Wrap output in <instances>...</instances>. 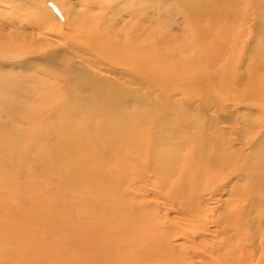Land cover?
Wrapping results in <instances>:
<instances>
[{
    "label": "bare ground",
    "instance_id": "1",
    "mask_svg": "<svg viewBox=\"0 0 264 264\" xmlns=\"http://www.w3.org/2000/svg\"><path fill=\"white\" fill-rule=\"evenodd\" d=\"M218 1L0 0V195L34 226L0 264H52L59 198L79 264H264V0Z\"/></svg>",
    "mask_w": 264,
    "mask_h": 264
},
{
    "label": "rangeland",
    "instance_id": "2",
    "mask_svg": "<svg viewBox=\"0 0 264 264\" xmlns=\"http://www.w3.org/2000/svg\"><path fill=\"white\" fill-rule=\"evenodd\" d=\"M208 2H211L213 3V5H221V4H225L224 1L222 2H219L218 0H208ZM216 3V4H215ZM129 5H127V8L128 9H131V5H133L132 3H128ZM123 5V6H125ZM222 6V5H221ZM241 6V5H240ZM126 8V7H125ZM96 12L97 11H103L101 8L99 9V7L96 8L95 10ZM107 15L110 14L109 11H106ZM124 13V12H123ZM125 14V13H124ZM111 15V14H110ZM120 16H118L117 18V23H122L119 24L118 26H122L123 24L127 23L129 18L127 19V17H122V19L119 18ZM132 19V18H131ZM116 20V19H115ZM125 22V23H124ZM137 24V20L134 18L132 19V28L134 25ZM147 25L149 26V22H147ZM165 27H168V26H165ZM0 34H5L3 32L0 31ZM169 41V35L168 34H165V42ZM24 79H29V77H25L22 79V81ZM26 84H27V81H26ZM17 119L18 118H15V117H12L11 115H9L8 119L7 118H2V120H8V122L13 125L12 128H17L19 129L20 127V124L17 122ZM13 120V122H12ZM15 121V122H14ZM15 123V124H14ZM17 123V125H16ZM15 126V127H14ZM24 126V125H23ZM11 147H13L12 145H7V146H0V164L5 160L7 161H11V159L9 158V150H11ZM14 148V147H13ZM4 158V159H3ZM14 158L12 159L11 163H14ZM16 165H19L18 162H16ZM1 167V165H0ZM0 171H2V169L0 168ZM22 180H27L25 177L22 179ZM28 184H31V183H28ZM1 186V185H0ZM7 185L2 186L0 187V194L1 192H5V191H9V190H12L13 189L11 188L10 186H7ZM136 187H138V189L141 191V189L139 188V186L137 185ZM6 188V189H5ZM15 190H16V187L14 186ZM11 192V191H10ZM11 193H15L14 191L11 192ZM29 193L31 194V192L29 191ZM16 194V193H15ZM6 196V195H4ZM3 194L2 196L0 195V223L2 222V224H6L5 227L9 229L10 231V235L12 237L13 234H15V238L16 240H14L13 238L10 239V242L13 243L15 241H17L19 238H20V241L23 243V244H32L33 241H31V243H29V240L32 238H30L31 235H29L31 232L29 231L30 229L34 228V226H30L31 223L28 222L29 218H31L33 220V215L32 213L28 212L27 209L26 210H23L20 206H19V203L15 200H13L10 195H9V198L7 197H4ZM39 196H42L41 193L39 194ZM43 197V200L44 202H46V196H42ZM71 197L68 198V200H70ZM6 200H9L8 203H6L7 201ZM64 199L63 198H59L57 199L55 202L56 204L52 207H50L52 210H54V213L57 215V227L54 229V238L55 240L58 242L57 245H53L52 243L49 245L48 244V241L46 240V237L45 236V232L47 229H40V227L38 226H35V229L37 231V233H39L40 236H42L41 238H43V240H40V238L38 239V241H36L38 243V245L40 246H48L49 248H53L52 251H51V255H52V258H51V262L52 264H79V262L77 261V259L75 258L72 259V261H70L69 259H66L62 252L64 251L62 246L63 244H66V242L64 240H67L69 238H78L79 234H80V228L82 229V226L83 224L85 223V220L86 218L84 217V215L87 213L86 209H82V208H77V207H74V205L72 204H66L64 203ZM9 206H13V208L11 209H8V207L6 205ZM14 204V205H13ZM52 205V204H51ZM16 206V207H15ZM72 207V208H71ZM62 208V209H61ZM14 209L16 210L17 213L14 212ZM5 210V211H4ZM41 210H43L45 213L49 212V209L48 207L46 208H42ZM79 210V211H77ZM51 211V210H50ZM14 212V213H13ZM19 213V214H18ZM9 216H8V215ZM11 214V215H10ZM59 214V215H58ZM69 215V216H68ZM8 216V217H7ZM12 218H11V217ZM29 216V218H28ZM65 216H66V219H65ZM87 217V215H86ZM9 218V219H8ZM28 218V220H27ZM61 218V219H60ZM69 218V219H68ZM7 219V220H6ZM18 220L15 222V220ZM60 219V220H59ZM65 219V222L63 223V220ZM4 222H3V221ZM25 220V221H23ZM72 220V221H71ZM6 221V222H5ZM80 221V222H79ZM21 224H19V223ZM28 222V223H27ZM9 223V224H8ZM63 223V224H62ZM23 224V226H22ZM24 224H26V226L24 227ZM17 225H20L22 226L20 229H18L19 227ZM16 230V231H15ZM69 230V231H68ZM15 231V232H14ZM63 232V234H62ZM59 237V238H58ZM63 237V238H62ZM65 238V239H64ZM62 239V242L60 241ZM13 241V242H12ZM64 241V242H63ZM99 241V240H98ZM68 242V241H67ZM59 244V245H58ZM117 247H119V243L116 242L115 244ZM55 247V248H54ZM59 247H61V249H59ZM58 248V251H56V249ZM124 250V249H123ZM57 252V253H55ZM56 255H55V254ZM61 253V255H60ZM55 255V256H54ZM58 256V257H57ZM118 260L119 262H121L120 264H124L123 263V258L121 256V254L118 255ZM53 260V261H52ZM67 261V263H66ZM41 264V263H40Z\"/></svg>",
    "mask_w": 264,
    "mask_h": 264
}]
</instances>
